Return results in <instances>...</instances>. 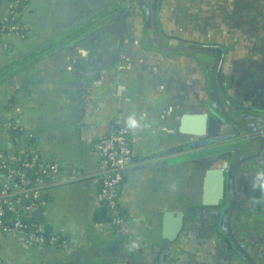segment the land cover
I'll use <instances>...</instances> for the list:
<instances>
[{"label": "crops", "instance_id": "crops-1", "mask_svg": "<svg viewBox=\"0 0 264 264\" xmlns=\"http://www.w3.org/2000/svg\"><path fill=\"white\" fill-rule=\"evenodd\" d=\"M11 2L0 0V21ZM153 9L166 46L211 54L159 46L147 28ZM24 22L23 35L0 38V151L31 146L59 162L41 217L68 246L7 234L0 263L264 264V0H143L134 11L123 0H30ZM203 113L207 134L195 146L182 118ZM15 118L24 131L11 128ZM132 118L142 126L130 128ZM121 126L139 162L120 190L127 220L115 226L99 200L95 141ZM230 144L242 151L225 198L204 204L217 185L207 173L228 153L190 155ZM179 212L183 227L170 240L165 224L173 229ZM230 229L245 253L227 243Z\"/></svg>", "mask_w": 264, "mask_h": 264}, {"label": "built area", "instance_id": "built-area-1", "mask_svg": "<svg viewBox=\"0 0 264 264\" xmlns=\"http://www.w3.org/2000/svg\"><path fill=\"white\" fill-rule=\"evenodd\" d=\"M30 0H12L11 11L1 21L0 38L11 35H23L27 26L24 15L29 9ZM17 19V23L12 20ZM15 130L22 132L25 126L19 118L12 119L9 123ZM130 130L121 126L117 130L100 135L95 141V148L100 157L99 177L101 186L99 200L107 205L110 213L114 215L112 224L122 225L125 221L119 217L120 197L118 186L124 179V173L135 157V149L129 139ZM264 134V132H263ZM24 157L22 169L11 167L9 161ZM0 240L7 234H17L32 244H52L67 247L68 241L59 233L52 231L45 235L42 226L33 224L34 231H27V226L21 220L6 221L8 212L19 214L27 212L29 215L46 207L48 198L45 184L59 176L61 172L59 162L43 160L35 147H22L17 153L0 151ZM33 170V176L28 171ZM264 171V168H263ZM17 179L18 182L14 181ZM29 199V203L26 200ZM119 205V206H118ZM1 264V263H0Z\"/></svg>", "mask_w": 264, "mask_h": 264}, {"label": "water", "instance_id": "water-1", "mask_svg": "<svg viewBox=\"0 0 264 264\" xmlns=\"http://www.w3.org/2000/svg\"><path fill=\"white\" fill-rule=\"evenodd\" d=\"M154 16H155V11L153 9L151 11V16H150L151 22L150 23H151L152 30L155 34L156 41H157L159 46H161L162 48L167 49V50L185 49V50L194 51V52L211 54V52H209L207 50L198 49V48H195L192 46H166L161 41L159 34L156 30V27L154 24ZM215 57H216V63H215L214 71L216 70L218 63H219L218 57L217 56H215ZM213 78H212V82L214 85V79ZM218 101L220 102L219 98H218ZM220 106H221L222 111H224V113H225V109L223 108L222 104H220ZM208 118H209V113H203V114H198V115H188L187 114V115H184L182 118L181 130L185 134L192 136V138L196 137L195 140L193 141L195 146H199L201 144L202 138L205 137L207 134ZM228 119H231L232 122L234 121L230 116L228 117ZM9 133L14 134V135L18 134L16 131H9ZM238 146L235 148V144H230V145H221V146H217V147H210L207 149H203L201 151H195L194 153H192L190 155L191 158L201 159V158H207V157H211V156H216V155L228 153V158L224 161L221 168H218L216 170H210L207 173V175H208L207 185L209 186V183L211 182V179L213 177L212 175L216 176L217 185H216V192L214 193V196L212 198H210L208 196L209 187H206L207 188L206 191L208 190V192H206V198L203 201L204 204L217 205L218 206L220 204V202L225 198V191H226L225 183H226V180L228 179V169L230 166V160L233 158L234 155L238 156V154H240L242 151L240 148L241 146L240 147H238ZM176 151L177 150H170L166 153V155L175 154ZM179 151H181V149H179L177 152H179ZM234 152H235V154H234ZM136 162H139V159L132 158L131 163H136ZM142 166L145 167L146 165H142ZM237 169H238V167L234 169L235 174L237 172ZM0 188H1V186H0ZM232 210H233V208H230L228 211L232 213ZM41 214H42V211L36 212V215H38V216H41ZM169 217H170V215L168 213L165 216V220H167ZM176 217H177V219H176L177 224L175 225V227L173 229L170 228L171 224L169 222H167L165 224V235L170 240L175 239L176 236L181 231V229L183 227V221H184L185 214L179 212V213H177ZM229 225H230V218H229ZM226 241L230 245V247H232L231 243L233 242L236 247H238L241 251H243V248L240 247V245L236 241L235 237L233 236L231 229H230V237L227 238ZM243 253H245V252L243 251Z\"/></svg>", "mask_w": 264, "mask_h": 264}, {"label": "trees", "instance_id": "trees-1", "mask_svg": "<svg viewBox=\"0 0 264 264\" xmlns=\"http://www.w3.org/2000/svg\"><path fill=\"white\" fill-rule=\"evenodd\" d=\"M125 3L128 4V8L131 9L132 11H134L140 2H142L143 0H123ZM18 20L17 19H14L12 20V23H17ZM147 28L150 30L151 29V24L148 22L147 23ZM0 29H1V24H0ZM17 152H15L16 154ZM24 157H18V159L16 160H11L9 161V164L11 167H14L16 169H22L23 166H22V162L24 161ZM3 171L0 170V173H2ZM125 174L126 172L124 173V179L122 181V183L124 182L125 180ZM28 175L31 177L33 176V170H29L28 171ZM14 181L18 182L17 179H15ZM122 183L119 184L118 186V195L120 197V190H121V186H122ZM45 198H48V195H44ZM29 199L26 200V203H29ZM104 207L107 209V212H108V218H109V221L112 223V220L114 219V215H112L107 207V205L104 203L103 204ZM119 206V205H118ZM45 207H40V210L39 211H43ZM119 217H121L124 221L127 220V215L125 213V210L119 206ZM6 218V221H9L10 224H12V222L10 220H21L24 225L27 226V231H34V227H33V224L35 225H39V226H42V228L44 229V233L45 235L49 236L50 233L52 232L50 230V228H48V226H46V223H44L43 221V218L41 216H38L36 215V212L33 213L32 215H29L27 212H21L19 214H15V213H12V212H8L7 213V216L5 217ZM115 226H118L116 224H114Z\"/></svg>", "mask_w": 264, "mask_h": 264}, {"label": "clouds", "instance_id": "clouds-1", "mask_svg": "<svg viewBox=\"0 0 264 264\" xmlns=\"http://www.w3.org/2000/svg\"><path fill=\"white\" fill-rule=\"evenodd\" d=\"M142 125H141V122L135 118H132L129 120V127L132 128V129H137V128H140ZM257 179L261 181V187L264 188V171H260L258 172L257 174Z\"/></svg>", "mask_w": 264, "mask_h": 264}, {"label": "rangeland", "instance_id": "rangeland-1", "mask_svg": "<svg viewBox=\"0 0 264 264\" xmlns=\"http://www.w3.org/2000/svg\"><path fill=\"white\" fill-rule=\"evenodd\" d=\"M214 79V78H213ZM211 81H212V78H211Z\"/></svg>", "mask_w": 264, "mask_h": 264}]
</instances>
